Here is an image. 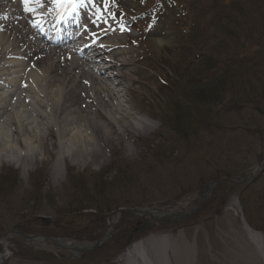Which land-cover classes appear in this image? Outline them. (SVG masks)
Segmentation results:
<instances>
[{
    "label": "rangeland",
    "instance_id": "obj_1",
    "mask_svg": "<svg viewBox=\"0 0 264 264\" xmlns=\"http://www.w3.org/2000/svg\"><path fill=\"white\" fill-rule=\"evenodd\" d=\"M179 1L107 0L114 4L111 21L127 30L122 39L140 71L135 78L141 83L127 93L126 106L156 128L135 138L115 136L119 141L104 155L64 158L47 140L49 151L33 162H2L0 252H10L3 264H119L128 236L143 227V219L119 217L112 240L98 249L91 244L111 230L104 217L123 208L181 217L151 222L137 234L135 242L149 238L144 250L153 264H264V170L258 174L264 166V0H188V13V2ZM182 11L189 20L179 18ZM128 17L135 21L124 25ZM197 17L202 22L195 27ZM160 39L164 44L156 47ZM187 81L210 83V95L225 105L203 126L192 123L190 109L183 122L188 134L177 138L168 127ZM256 173L251 182L239 183ZM218 180L223 182L197 208L201 188ZM243 221L259 234L257 243ZM42 224L46 237L87 251L22 237L38 235L22 229Z\"/></svg>",
    "mask_w": 264,
    "mask_h": 264
},
{
    "label": "bare ground",
    "instance_id": "obj_2",
    "mask_svg": "<svg viewBox=\"0 0 264 264\" xmlns=\"http://www.w3.org/2000/svg\"><path fill=\"white\" fill-rule=\"evenodd\" d=\"M75 4L73 8L69 0L27 4L0 0V164L33 162L49 151L47 140L51 150L64 158L104 155L119 141L115 136L135 138L156 128L149 117L136 118L126 106L127 93L141 83L135 78L140 76L137 62L122 39L127 30L105 21L110 17L101 0H75ZM61 16L64 24L73 21L71 37L76 44H62L58 38ZM163 44V39L155 41L156 47ZM187 105L194 111L192 104ZM212 190L204 189L200 200ZM166 214L170 213H159L160 223L170 219ZM245 229L257 243L259 234L247 225ZM148 240L127 246L118 263L153 264L144 250ZM59 243L73 252L86 247Z\"/></svg>",
    "mask_w": 264,
    "mask_h": 264
},
{
    "label": "trees",
    "instance_id": "obj_3",
    "mask_svg": "<svg viewBox=\"0 0 264 264\" xmlns=\"http://www.w3.org/2000/svg\"><path fill=\"white\" fill-rule=\"evenodd\" d=\"M243 17L244 12L240 13ZM235 17V16H234ZM198 18V17H197ZM200 20V19H198ZM197 20L196 22V26L199 23ZM201 21V20H200ZM202 22V21H201ZM245 21H241V25H244ZM186 25V24H185ZM188 26V25H186ZM229 28L227 27V32H228ZM189 42V41H188ZM192 43V42H191ZM193 44V43H192ZM183 47H187L186 49L188 50V46L187 43L183 44ZM194 46L192 45V48ZM189 51V50H188ZM216 64V60L212 61V65L214 66ZM208 67V66H207ZM199 75V74H197ZM196 78H193L192 80L195 81ZM190 82V81H187ZM181 83L177 84L180 85ZM210 83L205 84L203 87H200L198 85H194V83H192V81L190 83H186L184 84L183 82V86H182V92H180V97L178 95V97L175 99V101L173 103L176 102V104H173L174 107V112L177 110L176 114H172L173 115V123L170 125L172 126L174 129H176V131L178 132V134H176L178 137H184L187 136V128L185 127L186 124H183V122H186L187 116L191 105H187V103L192 104L194 106V119H195V123L196 121H199V125L203 126L202 123L204 124L205 121H208L209 119L212 118V116H216V114H213L215 112V109L218 106H224L225 104L221 103L222 100L221 98L215 97V96H211L208 89H210ZM212 87V86H211ZM197 92H196V91ZM165 93H170V89L166 88ZM166 98L168 97L166 94L164 95ZM194 96V98H193ZM205 96H207V100H205ZM200 100V103H199ZM198 104V106H197ZM213 114V115H212ZM186 117V119H185ZM193 116H191V120H192ZM188 120V119H187ZM190 120V121H191ZM188 121V123L190 122ZM202 121V122H201ZM193 123V121H192ZM124 216L129 217V218H123ZM123 220H127L130 218H133V216H131L130 214H123V216L121 217ZM100 221V220H99ZM135 220L132 219L131 223H133ZM43 226V227H41ZM38 227H28V228H23V232L25 233H35V234H40V235H45L48 232V228L45 227V225H41ZM46 236V235H45ZM112 243V242H111ZM121 248L118 247L117 250H120Z\"/></svg>",
    "mask_w": 264,
    "mask_h": 264
},
{
    "label": "water",
    "instance_id": "obj_4",
    "mask_svg": "<svg viewBox=\"0 0 264 264\" xmlns=\"http://www.w3.org/2000/svg\"><path fill=\"white\" fill-rule=\"evenodd\" d=\"M264 170V167L260 170V172L259 173H261L262 171ZM258 173V174H259ZM257 176V174L255 175V176H253L251 179H254L255 177ZM250 179V180H251ZM218 183V182H217ZM216 183V184H217ZM203 190L204 189H201V191H200V197H199V199L196 201V204L199 206L200 205V203H201V200H200V198H201V195H202V192H203ZM130 212V213H134V214H137V213H139V212H141V211H138V210H136V211H134V210H119L118 212H116V213H120V212ZM148 217H149V219L150 220H153V221H155V222H160V219H158V218H154V216L152 215V214H149L148 213ZM42 219V221H49L47 218H41ZM149 219L148 220H146L145 221V226L149 223ZM171 220H173V218H171ZM140 231H142V229H140ZM26 239H30L31 237H28V236H24ZM134 239V238H133ZM48 240L49 241H51V242H57V241H55V239H53V238H48ZM101 239L96 243V247H98V246H100L101 245ZM61 247H63V246H61ZM67 249V248H66Z\"/></svg>",
    "mask_w": 264,
    "mask_h": 264
},
{
    "label": "snow or ice",
    "instance_id": "obj_5",
    "mask_svg": "<svg viewBox=\"0 0 264 264\" xmlns=\"http://www.w3.org/2000/svg\"><path fill=\"white\" fill-rule=\"evenodd\" d=\"M24 2H25V4H27L28 0H24ZM69 2L72 3L73 8L76 7L75 0H69ZM28 10L31 11L32 9H28Z\"/></svg>",
    "mask_w": 264,
    "mask_h": 264
}]
</instances>
